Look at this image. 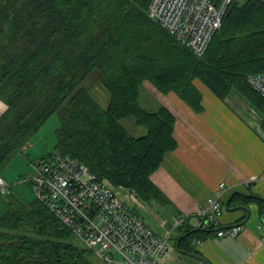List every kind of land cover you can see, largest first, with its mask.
Wrapping results in <instances>:
<instances>
[{"label": "trees", "instance_id": "16d2710c", "mask_svg": "<svg viewBox=\"0 0 264 264\" xmlns=\"http://www.w3.org/2000/svg\"><path fill=\"white\" fill-rule=\"evenodd\" d=\"M150 2L0 0L1 175L58 112L49 155L77 157L100 179L129 188L144 201L168 202L151 176L177 147L176 116L163 104H142L144 82L176 92L196 111L203 109L197 78L220 98L231 91L251 105L264 103L247 82L264 71V0H233L202 56L149 16ZM95 69L110 95L106 107L82 86ZM129 116L145 134L136 136L125 127L122 120ZM242 196L245 205L264 206L258 194ZM21 204L0 216V264H97L95 250L39 199Z\"/></svg>", "mask_w": 264, "mask_h": 264}, {"label": "crops", "instance_id": "0c3cea01", "mask_svg": "<svg viewBox=\"0 0 264 264\" xmlns=\"http://www.w3.org/2000/svg\"><path fill=\"white\" fill-rule=\"evenodd\" d=\"M98 84L105 90L103 102L90 91L106 107L109 92L101 81ZM194 84L203 95L199 112L176 92L164 93L150 80L143 84L147 101L162 102L176 116L177 147L165 154L151 176L168 202L141 200L136 206L130 197L132 190L108 182L155 232L170 239V248L159 264H264V206L257 201L245 205L242 196L254 193L264 199V129L257 124L264 109L257 106L254 112L255 105L249 102L251 115H240L236 106L230 107L201 79ZM125 119L129 128L125 127L134 135L146 133L135 118ZM221 183L227 186L223 202L232 200L215 228L240 226L235 236L199 228L202 219L197 211L209 197L220 193ZM196 228L200 230L193 233Z\"/></svg>", "mask_w": 264, "mask_h": 264}, {"label": "built area", "instance_id": "2783aa9c", "mask_svg": "<svg viewBox=\"0 0 264 264\" xmlns=\"http://www.w3.org/2000/svg\"><path fill=\"white\" fill-rule=\"evenodd\" d=\"M232 1L151 0L148 14L194 54L202 56ZM247 82L264 98V72L249 75ZM263 115L257 122L260 130L264 129ZM33 167L34 172L25 180L36 198L108 264H159L170 248V239L141 221L135 208L81 159L54 154L36 159ZM8 184L0 174V193L8 192ZM226 188L221 183L220 193L209 197L197 211L202 222L220 225ZM239 228H223L218 233L235 236Z\"/></svg>", "mask_w": 264, "mask_h": 264}, {"label": "rangeland", "instance_id": "374dc122", "mask_svg": "<svg viewBox=\"0 0 264 264\" xmlns=\"http://www.w3.org/2000/svg\"><path fill=\"white\" fill-rule=\"evenodd\" d=\"M264 72V71H262ZM261 72L253 73L258 74ZM252 75V74H251ZM100 71L95 69L91 74L85 79L82 86L92 90L96 97L103 102L105 100V90L100 86ZM248 88L256 92L253 87L249 84ZM146 90L143 88L141 102L144 106L156 108L162 102L158 100H146ZM231 92V91H230ZM226 94L225 100L230 103V107L236 106L240 115L243 113L249 116L251 115L248 111L249 99L243 96L241 93L233 92ZM169 93V92H168ZM257 93V92H256ZM258 94V93H257ZM178 95V94H177ZM247 104V105H246ZM259 108L264 109V103H260ZM0 115L5 105L0 101ZM191 106V105H190ZM192 107V106H191ZM193 108V107H192ZM258 107L255 106L254 112ZM194 111H196L193 108ZM199 112V111H196ZM253 112V111H252ZM264 116V115H263ZM131 118V116H129ZM260 120V119H259ZM123 121V120H122ZM123 124L128 125L127 120L123 121ZM60 125V118L58 112L53 113L45 123L32 135L30 141L27 143L26 150L22 153H18L12 157L8 164L2 169V176L6 179L8 184V192L0 193V216L10 209L13 205L21 206V201H32L36 195L34 194L31 184L25 179L34 172L33 162L44 156H49L54 150L56 144V129ZM128 127V126H127ZM144 127V126H143ZM129 128V127H128ZM25 148V147H24ZM14 198H13V196ZM130 197L136 206L142 204L141 199L135 192L130 193ZM2 199V200H1ZM140 199V201L138 200ZM12 200V201H11ZM146 203V201H144ZM143 203V204H144ZM73 233V232H72ZM77 240L83 243L78 237ZM98 256V255H97ZM99 259H102L98 256ZM96 259L97 264H104L102 260Z\"/></svg>", "mask_w": 264, "mask_h": 264}, {"label": "bare ground", "instance_id": "6f19581e", "mask_svg": "<svg viewBox=\"0 0 264 264\" xmlns=\"http://www.w3.org/2000/svg\"><path fill=\"white\" fill-rule=\"evenodd\" d=\"M227 187V186H226ZM226 190H227V188H226ZM120 196V195H119ZM121 197V196H120ZM212 197V196H211ZM122 198V197H121ZM123 199V198H122ZM224 205V204H223ZM202 207V206H201ZM224 207H225V205H224ZM200 209V208H199ZM223 213V212H222ZM138 216L140 217V220L141 221H143L144 223H146L145 222V220L140 216V214L138 213ZM201 222H202V220H201ZM147 224V223H146ZM148 225V224H147ZM149 226V225H148ZM201 227H211V226H214V227H218V225H216V224H214L213 222H202L201 223V225H200ZM150 227V226H149ZM221 230V229H220ZM219 230V231H220ZM218 231V232H219ZM116 233V232H115ZM90 248H92L93 250H95L94 249V247H91V246H89ZM95 252H96V250H95ZM97 253V252H96ZM98 255V254H97ZM99 256V255H98Z\"/></svg>", "mask_w": 264, "mask_h": 264}]
</instances>
